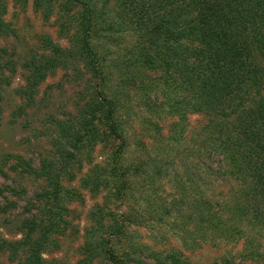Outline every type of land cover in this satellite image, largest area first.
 <instances>
[{
    "label": "trees",
    "instance_id": "obj_1",
    "mask_svg": "<svg viewBox=\"0 0 264 264\" xmlns=\"http://www.w3.org/2000/svg\"><path fill=\"white\" fill-rule=\"evenodd\" d=\"M14 2L23 5L26 0ZM32 3L45 20L55 8L62 32L70 37L66 48L42 38L39 52L31 54L24 63L28 73L26 96L33 98L37 86L50 71L67 68L79 60L93 76H102L108 46L118 45L128 33H136L135 44L125 51L124 60L117 66L119 78H124L121 90L136 83L134 77L142 87L145 70L162 71V82L170 90L157 112L176 118L170 129L171 137L182 136L189 114L207 112L211 119L202 127L205 137L198 152L207 158L218 156L214 169L229 183L227 190L216 191L214 186L213 191H206L203 185L196 186L187 177L188 180L174 183L176 198L167 201L150 193L143 201L144 208L147 210L148 206V211L154 213L151 218L158 223H163L162 218L175 221L173 234L180 237L184 249L241 242L242 259L264 262V0H33ZM5 11L4 0H0V38L12 32L3 19ZM6 53L0 47V86L6 82L4 72L14 70ZM172 93L178 95L171 98ZM117 100L112 93L107 95L94 89L86 107H79L65 121H54L59 134L57 145H62L57 162L44 160L35 170L21 161L25 171L47 181L48 189L37 196L39 202H44L39 216L32 215L23 221L22 240L0 241V251H8L12 258L21 247L26 248L23 262L17 264H49L40 254L45 247L55 245L50 236L64 231V200L75 199L71 190L61 186V171L75 163L79 166L84 150H92L103 140L100 122L105 123L108 136L122 138ZM153 127L156 129L155 124ZM151 163L155 165V161ZM104 165L90 169L82 179L85 188L98 190L112 184L117 198L127 195L123 188L133 190L130 175L126 177L128 170L113 162ZM156 166L149 176L152 181L163 177L160 171L163 168ZM73 178L71 175L69 179ZM118 179L121 186L114 183ZM102 218L97 217L96 222ZM110 227L121 232L119 226ZM97 244L96 248L90 244L81 264H90L100 250L110 256L112 252L105 244ZM168 258L172 264H188L177 254H169ZM233 263L232 257L224 255L214 264Z\"/></svg>",
    "mask_w": 264,
    "mask_h": 264
},
{
    "label": "rangeland",
    "instance_id": "obj_2",
    "mask_svg": "<svg viewBox=\"0 0 264 264\" xmlns=\"http://www.w3.org/2000/svg\"><path fill=\"white\" fill-rule=\"evenodd\" d=\"M32 1L26 0L20 5L14 0H4L3 19L12 32L0 38V47L7 51L14 70L4 72L6 82L0 86V241L22 240L23 221L32 215L39 216L44 202H39L37 196L48 189L47 181L25 171L21 161L28 162L35 170L44 160L57 162L62 145H57L59 134L54 121H65L73 117L79 107H86L95 89L107 95L112 93L118 99L123 141L108 136L105 123L100 122L98 128L103 140L92 150H84L79 166L75 163L61 171L60 184L65 190H71L75 199L64 200V231L50 236L55 245L45 247L41 259L49 264H81L90 244L96 248L97 243H103L112 252L110 256L100 250L88 263L172 264L168 255L177 254L188 264H214L224 255L232 257L233 264H264L242 259L241 242L184 249L180 237L173 234L175 221L162 218L163 223H158L156 218H151L154 213L148 211V206L147 210L144 208L143 201L150 193L167 201L176 198L174 183L188 180L187 177L196 186L203 185L206 191H213L214 186H217L216 191L227 190L229 183L215 171L218 156L207 158L198 152L205 137L202 127L211 119L207 112L189 114L182 136L171 137L170 129L176 118L157 112L159 104L166 99L165 93L170 90L162 82V71L145 70L142 87L134 77L136 83L121 90L124 78H119L117 66L124 60L125 51L135 44L136 33H128L118 45L108 46L101 78L88 72L79 60L67 68L50 71L37 86L33 98L26 96L28 73L24 63L31 54L39 52L42 38L66 48L70 37L62 32L55 8L45 20ZM154 83L157 84L154 86ZM177 95L172 93L170 97ZM151 161H155V165H151ZM108 162L128 170L126 177L130 175L133 189L123 188L128 196H114L112 184L104 189L100 186L98 190L83 186L82 179L94 165L102 168ZM156 164L163 168L160 169L163 177L152 181L149 176L152 168L157 169ZM71 175L73 179H69ZM114 183L122 185L119 179ZM101 216L102 220L96 222ZM111 224L119 226L121 232H116ZM92 229L95 230L89 235ZM26 253V248L21 247L12 258L8 251H0V264L22 263Z\"/></svg>",
    "mask_w": 264,
    "mask_h": 264
}]
</instances>
